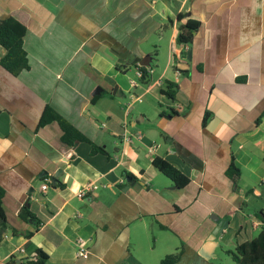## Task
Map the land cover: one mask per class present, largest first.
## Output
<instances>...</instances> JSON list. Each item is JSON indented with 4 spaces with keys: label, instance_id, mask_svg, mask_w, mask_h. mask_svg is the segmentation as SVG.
I'll use <instances>...</instances> for the list:
<instances>
[{
    "label": "crops",
    "instance_id": "1",
    "mask_svg": "<svg viewBox=\"0 0 264 264\" xmlns=\"http://www.w3.org/2000/svg\"><path fill=\"white\" fill-rule=\"evenodd\" d=\"M11 14L28 16L30 69L13 76L0 66L7 218V227L0 225V264L29 259L37 249L48 253L46 264H159L149 241L165 233L184 248L177 264H215L219 249L258 236L264 0H0V20ZM188 20L200 25L184 47L176 40ZM162 51L166 65L158 59ZM5 52L0 46V60ZM147 63L153 74L145 85L136 67ZM164 81L177 86L178 115L161 95ZM46 106L108 155H91L87 143L64 144L57 122L39 127ZM124 124L143 139L121 144ZM155 157L190 183L176 187L153 166ZM232 162L241 171L237 184L226 176ZM92 182L98 188L79 199ZM24 208L38 228L20 217ZM219 225L224 230L213 236ZM79 240L87 259L77 256Z\"/></svg>",
    "mask_w": 264,
    "mask_h": 264
},
{
    "label": "trees",
    "instance_id": "2",
    "mask_svg": "<svg viewBox=\"0 0 264 264\" xmlns=\"http://www.w3.org/2000/svg\"><path fill=\"white\" fill-rule=\"evenodd\" d=\"M183 15H178L177 20H182ZM200 22L195 20H188L185 24L180 26L177 43L181 46H190L193 42L196 31L198 30ZM28 31V16L23 18L11 14L8 18L0 20V46L5 49V55L0 60V66L8 71L13 76H18L23 71L30 69L27 52L24 48V38ZM146 66H142L140 70L143 76L139 78L142 84L148 85L151 82V76L147 74ZM177 86L169 81H164L161 87V95L169 102L175 101ZM169 111L178 115L173 108L167 106ZM208 115L204 118L203 124H206ZM51 122H57L62 130L61 140L68 146H74L77 143H87L91 147L90 154L108 155L102 146L93 143L88 137L81 133L72 124L66 121L63 117L57 114L51 107L46 106L39 121V127H43ZM153 166L166 178H168L176 187L184 188L190 183V179L172 165L169 161L155 157L152 160ZM132 177V175H128ZM226 176L235 184L241 178V171L232 162L226 170ZM250 190L248 193H252ZM5 196V189L0 185V225L3 228L7 227L6 212L3 206ZM263 212H261V215ZM23 220H32L36 227L40 226L39 220L27 209L24 208L20 213ZM264 223V221H263ZM164 229L163 226H160ZM32 235L31 233L27 234ZM184 253L183 246H180L175 252L170 253L160 260L159 264H177ZM235 264H264V228L252 240L237 244L234 250L228 251ZM49 255L42 249H37L34 255L29 259H18L12 256L5 264H46Z\"/></svg>",
    "mask_w": 264,
    "mask_h": 264
},
{
    "label": "rangeland",
    "instance_id": "3",
    "mask_svg": "<svg viewBox=\"0 0 264 264\" xmlns=\"http://www.w3.org/2000/svg\"><path fill=\"white\" fill-rule=\"evenodd\" d=\"M158 59L162 62L163 65H166L165 61H166V59L168 60V58H167V56H166L164 51L161 52V56ZM155 69L158 70V67H155ZM129 72H130L129 76L132 79H135V78L137 79V77L134 74V69H131ZM132 93H135V92L132 91ZM158 109H159V107H158ZM258 189L264 190V187L260 185V187H258ZM163 236H165V239L162 238L163 240L158 238L157 241H155V238L151 237V239L149 241L150 242L149 245H150V247L152 249V254L157 259H159L160 257L163 258L166 255L174 252L175 249H176L175 247H176V245L178 243L176 238L173 237V235H171L170 233H165V234H163ZM222 244L223 245H227V244L224 243V240H223ZM227 249H233V248L232 247L230 248V247L226 246V248H225L226 251H224L222 249H219L217 251V258L214 260L215 264H235L233 259L231 258V256L228 255ZM157 261L153 262V264H158Z\"/></svg>",
    "mask_w": 264,
    "mask_h": 264
},
{
    "label": "built area",
    "instance_id": "4",
    "mask_svg": "<svg viewBox=\"0 0 264 264\" xmlns=\"http://www.w3.org/2000/svg\"><path fill=\"white\" fill-rule=\"evenodd\" d=\"M143 65H137L136 67V75L138 78H141L143 76V72L140 70V68ZM147 74L152 75L153 74V69L151 68H146ZM169 106L171 108H174L175 110H180L181 109V105L176 103L175 101L172 103H169ZM136 137L137 139L141 140L143 139V135L141 133H136V134H132L129 130H128V126L127 124H124L122 127V133L120 136V140H121V144L126 145L127 143L131 142L132 138ZM153 151V148H150V152ZM49 185L48 184H44L42 187L43 192L45 193L46 190L48 189ZM98 188V185L94 182L89 183L87 185H85L78 193H77V197L79 199H84L86 196H88L89 194H91L92 192H94L96 189ZM262 228H264V223L262 222L261 224ZM88 253L89 250L86 248V245L84 244L83 240H79L77 242V256L80 258H84L87 259L88 258Z\"/></svg>",
    "mask_w": 264,
    "mask_h": 264
},
{
    "label": "water",
    "instance_id": "5",
    "mask_svg": "<svg viewBox=\"0 0 264 264\" xmlns=\"http://www.w3.org/2000/svg\"><path fill=\"white\" fill-rule=\"evenodd\" d=\"M146 65H148V63H147V64H144V66H146ZM96 94H99V92L97 91V92L94 93V95H96ZM118 95H120V90H119V92H118ZM121 95H122V94H121ZM127 181L129 182V185H130V186H134V185L137 183V181L133 180L132 177H127ZM56 183H57V180H52V185H53V186H55ZM224 228H225L224 226L219 225V226L214 230V232H213V236L216 235L218 232L224 230Z\"/></svg>",
    "mask_w": 264,
    "mask_h": 264
}]
</instances>
